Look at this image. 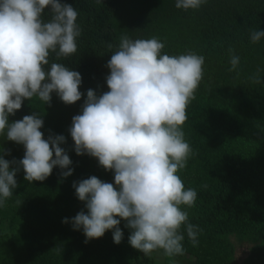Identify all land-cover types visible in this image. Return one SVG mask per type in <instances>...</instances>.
<instances>
[{"label": "trees", "instance_id": "16d2710c", "mask_svg": "<svg viewBox=\"0 0 264 264\" xmlns=\"http://www.w3.org/2000/svg\"><path fill=\"white\" fill-rule=\"evenodd\" d=\"M60 2L78 12L81 35L76 53L59 60L50 53L45 69L57 62L79 72L81 99L65 104L55 92L49 104L38 97L26 99L9 115V123L39 114L44 139L65 137L60 147L72 161V174L63 177L68 169L56 166L44 181L28 182L19 167L18 186L0 207V264H147L144 254L130 245L132 230L125 220L119 224V244L113 240L114 229L85 243L82 228L72 224L79 212L87 214L74 182L96 176L114 184V171L94 157L76 154L70 128L72 118L82 113L87 90L98 97L109 90L107 62L124 35L133 40L156 37L165 45L162 54L191 51L205 58L203 78L182 126L193 154L178 172L185 188L197 192L194 206L184 210L188 222L202 231L195 247L185 231L184 254L169 258L179 264H236V246L247 245L243 264H264V38L250 41L252 31H264V0H206L197 10L177 9L176 0ZM42 18L51 19L50 9ZM230 48L240 58L234 71L228 70ZM258 70L261 83L256 84L252 77ZM24 154L22 144L7 140L6 132L0 135L4 159L20 161ZM157 252L163 253L152 254Z\"/></svg>", "mask_w": 264, "mask_h": 264}, {"label": "clouds", "instance_id": "9594fccd", "mask_svg": "<svg viewBox=\"0 0 264 264\" xmlns=\"http://www.w3.org/2000/svg\"><path fill=\"white\" fill-rule=\"evenodd\" d=\"M205 2L176 0L175 7L197 10ZM45 9L51 14L47 21L42 18ZM77 17L75 8L60 0H0V135L6 132L7 140L25 148L20 161L10 162L0 155V207L18 186L19 167L28 182L44 181L56 166L68 169L61 173L63 177L72 174V161L60 147L63 135L44 139L40 131L44 122L37 113L12 123L9 115L33 97L49 104L53 92L65 104L81 99L79 72L57 62L45 69L50 53L57 60L76 53L81 35ZM262 38L264 31L250 33L253 44ZM164 47L156 37L121 36L107 62L109 90L99 97L87 90L82 113L72 118L70 134L76 154L94 157L105 170L114 171L115 186L96 176L73 184L87 214L79 212L72 224L76 230L82 228L85 243L114 229L113 240L119 244L121 219L132 230L130 245L145 256L156 250L170 258L183 255L185 231L194 247L199 243L202 230L188 222L184 210L194 206L197 192L185 188L178 172L193 154L182 126L203 78L205 58L191 51L162 54ZM229 54L228 70L234 71L240 58L231 48ZM252 80L261 83L259 70Z\"/></svg>", "mask_w": 264, "mask_h": 264}, {"label": "rangeland", "instance_id": "374dc122", "mask_svg": "<svg viewBox=\"0 0 264 264\" xmlns=\"http://www.w3.org/2000/svg\"><path fill=\"white\" fill-rule=\"evenodd\" d=\"M249 253V246H236L234 261L236 264H243L244 260L247 258ZM145 256V255H144ZM147 264H179L178 262L173 261L169 257L165 256L163 253L157 252L155 254L150 253L145 256Z\"/></svg>", "mask_w": 264, "mask_h": 264}]
</instances>
